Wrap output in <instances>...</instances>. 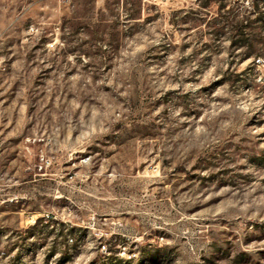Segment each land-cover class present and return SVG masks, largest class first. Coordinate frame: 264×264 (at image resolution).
<instances>
[{"label":"rangeland","instance_id":"1","mask_svg":"<svg viewBox=\"0 0 264 264\" xmlns=\"http://www.w3.org/2000/svg\"><path fill=\"white\" fill-rule=\"evenodd\" d=\"M0 264H264V0H0Z\"/></svg>","mask_w":264,"mask_h":264},{"label":"built area","instance_id":"2","mask_svg":"<svg viewBox=\"0 0 264 264\" xmlns=\"http://www.w3.org/2000/svg\"><path fill=\"white\" fill-rule=\"evenodd\" d=\"M167 1V0H166Z\"/></svg>","mask_w":264,"mask_h":264}]
</instances>
